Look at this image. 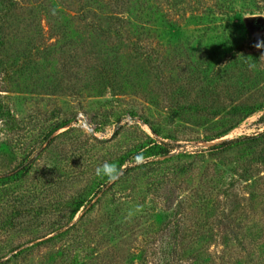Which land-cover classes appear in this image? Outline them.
<instances>
[{
  "label": "rangeland",
  "instance_id": "374dc122",
  "mask_svg": "<svg viewBox=\"0 0 264 264\" xmlns=\"http://www.w3.org/2000/svg\"><path fill=\"white\" fill-rule=\"evenodd\" d=\"M65 1L0 0V174L32 165L0 199V243L17 245L0 264H264V26L249 21L264 0ZM241 102L260 107L213 136ZM145 136L170 152L91 184ZM90 186L58 228L55 203Z\"/></svg>",
  "mask_w": 264,
  "mask_h": 264
},
{
  "label": "trees",
  "instance_id": "16d2710c",
  "mask_svg": "<svg viewBox=\"0 0 264 264\" xmlns=\"http://www.w3.org/2000/svg\"><path fill=\"white\" fill-rule=\"evenodd\" d=\"M6 1H8V3L6 4V7H8V4L11 6L15 3V0H1V4L4 5ZM61 1H65V0H61ZM69 1L70 0H66L65 2H69ZM224 7L226 8L225 11L229 12L228 9H230V3L228 4V0L226 1V5H224ZM90 11H92V10L90 8L89 9L87 8L86 10H82V11H80V13H77V14H81V16H88V14H90ZM75 13H76V10H75ZM4 14H6V13H4ZM94 14L96 15V13H94ZM95 15H92V16H95ZM92 16H90V17H92ZM96 17H93L91 19L93 20ZM1 18L2 17L0 16V27H1V23H3V22H1L2 21ZM0 32H2L1 28H0ZM0 63H1V61H0ZM259 107H260V105H254V104L244 103V102L236 103V104L232 105L231 107H229V109H226L225 112H226V114L228 113L226 116H222L221 118L215 120L216 122L219 123V126L220 125H223V126L221 128H218V130L215 132V134L213 136L219 137V136L223 135L228 129L232 128L235 124H237L245 116H248L252 112H254L255 110L259 109ZM7 112H8V109H7ZM214 112H217V110H214ZM230 116L231 117L234 116L233 118H235V119L234 120L231 119L232 121L227 123L228 118ZM69 120L70 119L68 117L60 118L57 122H55L47 130V133H45L43 139H48V136L53 131H55L56 129H58L61 126L68 124ZM152 128L154 131L159 132L153 126H152ZM210 138H212V137H210ZM246 138H249V136H236V137L221 139L220 141L211 144L210 149L211 150L212 149L217 150V149L229 148V147H232L234 145L241 143ZM170 150H171V148H170L168 142H164L163 140H158L157 138H155L153 136H145L143 139L137 141L136 143L131 145L128 149L124 150L119 155L107 158L105 161L114 162L121 169V172H120L118 179L115 182H113V184H115V183L117 184L118 182H120L123 178H125L127 176V174H128L127 172H129L131 170L132 167H131V165L127 164L128 163L127 161H129L131 159H138L141 157H146V156H152V157L164 156V155H167L170 152ZM165 157H168V156H165ZM262 159H263V153H262ZM105 161H103V162H105ZM103 162H101L97 166L101 165ZM31 166L32 165L29 162L25 165H22L21 167L15 168L14 170H12L10 172L0 174V199H1L3 192L6 191L7 188H9L7 185H11L12 187H16L17 184L21 183L24 180V178L27 176V174L30 172ZM174 168H176V167H174ZM94 179L95 180H93L91 182V184L94 182V184L100 185L102 183L108 182L106 178L101 179V178L97 177L96 175H95ZM92 190H93V186H90L89 189H84L79 194L77 193L68 199H64L60 202L55 203L57 205L59 204V206L66 205L69 208V210H68L69 212L67 213V217H66L65 222L59 224L58 228H61L62 224H65L68 221H70L73 218V216L75 215V213L81 207L85 206V204L88 201H90V198H91L90 196L95 194V192H94L91 195V193L93 192ZM87 197H88V200H87ZM1 205H2V201L0 200V206ZM30 206L31 205L16 206L13 208L11 213L14 215H18V216H25L27 212H30L32 210L37 212V210L39 209V206H37V207L32 206L31 207L32 210H31ZM9 216H10V214H8L4 220V222L7 223L8 225L15 224L16 221L19 220V219L8 218ZM176 229H174V231H173V236L177 237V235L179 236V231H177ZM176 243H177V241L174 242V246L176 245ZM16 246L17 245L12 244V242H10L9 239L0 243V258L5 256L10 251H13L16 248ZM262 252H263L262 255H264V250ZM262 260H263V258H262ZM167 264H170V263H167Z\"/></svg>",
  "mask_w": 264,
  "mask_h": 264
},
{
  "label": "clouds",
  "instance_id": "9594fccd",
  "mask_svg": "<svg viewBox=\"0 0 264 264\" xmlns=\"http://www.w3.org/2000/svg\"><path fill=\"white\" fill-rule=\"evenodd\" d=\"M257 48H264V41H260L257 44L254 45ZM260 59H264V53L261 54ZM256 68L255 63L249 64V69L254 70ZM121 169L120 167L114 163L105 161L101 165L97 166L95 169V175L101 179L106 178L108 183L115 182L119 175H120ZM140 210V206H137L136 211ZM131 215V213H129Z\"/></svg>",
  "mask_w": 264,
  "mask_h": 264
},
{
  "label": "water",
  "instance_id": "95a60500",
  "mask_svg": "<svg viewBox=\"0 0 264 264\" xmlns=\"http://www.w3.org/2000/svg\"><path fill=\"white\" fill-rule=\"evenodd\" d=\"M251 24L259 25L260 27L264 26V15L259 14V15H252L249 19Z\"/></svg>",
  "mask_w": 264,
  "mask_h": 264
},
{
  "label": "built area",
  "instance_id": "2783aa9c",
  "mask_svg": "<svg viewBox=\"0 0 264 264\" xmlns=\"http://www.w3.org/2000/svg\"><path fill=\"white\" fill-rule=\"evenodd\" d=\"M78 119H79V120H83L82 117H81L80 115L78 116ZM83 122H84V120H83Z\"/></svg>",
  "mask_w": 264,
  "mask_h": 264
}]
</instances>
